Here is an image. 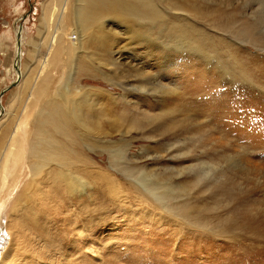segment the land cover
<instances>
[{"label": "rangeland", "instance_id": "obj_1", "mask_svg": "<svg viewBox=\"0 0 264 264\" xmlns=\"http://www.w3.org/2000/svg\"><path fill=\"white\" fill-rule=\"evenodd\" d=\"M234 2L229 14L236 21L231 25L243 14ZM29 3L33 9L23 23L19 47L18 24ZM50 4L51 0H0V91L15 83L0 103V131L15 125L37 73L41 72L39 81L42 74L49 78L47 97L68 80L69 71L63 65L67 56L61 53L58 64L53 63L50 58L57 46L48 52V45L53 35L66 43L65 33L73 30L70 25L59 26L61 22L55 19L46 21ZM122 25L112 27L114 40L125 39ZM231 25L230 32L211 29L206 23L204 27L208 35L213 33L212 42L231 47L234 55L229 60L235 56L234 61L242 66L235 78L222 80L194 54L159 45L124 48L125 42H120V54L113 55L114 59L120 56L116 73L104 70L115 83L102 76L89 79L83 72L71 73L74 93L91 88L114 98L117 103L110 113L127 111L147 118L171 111L143 130L131 131L124 138L113 133L102 142L128 140L127 159L141 162L132 166L163 174L165 180L187 190L177 202L179 207H173L183 216L146 205L108 167L104 154L87 151L117 191H108L91 177L93 186L85 195L74 193L69 198L51 188V182L40 184L20 212H7L22 222L16 264H264V44L258 49L238 40V26ZM258 37L264 40V34ZM47 57L50 64L43 68ZM156 81L167 89L164 94L158 87L151 88L158 85ZM141 87L142 91H134ZM47 97H41L44 102L39 104L46 105ZM37 128L49 132L45 126ZM202 165L211 172L197 183L190 171ZM4 226L0 258L11 241Z\"/></svg>", "mask_w": 264, "mask_h": 264}, {"label": "bare ground", "instance_id": "obj_2", "mask_svg": "<svg viewBox=\"0 0 264 264\" xmlns=\"http://www.w3.org/2000/svg\"><path fill=\"white\" fill-rule=\"evenodd\" d=\"M231 1L51 0L52 7L47 12L49 14L46 21L55 19L59 24L61 22L59 26L70 25L73 33H65L66 43L60 42L57 35L50 37L48 52L52 51L54 45L57 49L53 57L49 58L58 64L61 53L66 55L67 61L65 60L63 65L68 68L69 75L56 94L47 97L45 92L48 91L46 86L49 84V78L43 77L42 74L39 81L41 72L37 73L39 77L35 76L30 82L26 103H23L15 125L10 123L11 127L7 125L0 131V229L6 225V231L11 236L9 246L0 258V264H16L17 253L21 250L22 235L19 232L22 222L19 218L16 220L7 216V212H20L21 205L32 198L38 188H41L38 187L40 184L51 182V188L57 190L59 195L69 198L74 193L85 195L87 189L93 186L88 180L91 177L100 185H106L108 191H117L113 180L103 173L99 163L89 159L87 151L96 150L98 154H104L108 167L127 181L136 197L146 205L158 207L173 216H183L179 215L178 209H175V212L173 207H179L177 202L180 203L182 196L188 194L187 190L170 180H165L163 174L132 166H139L141 162L136 161L139 159H127L126 153L131 145L128 140L121 139L117 144L102 142L113 133H118L124 138L131 131L143 130L146 125L171 111H161L159 115L148 114L147 118H142L143 114L139 117L127 111L110 113L109 110H114L112 107L117 103L114 98L104 96L106 93L102 95L100 90L91 88L83 91L84 93H74L76 91L71 88V73L83 72L89 79L102 76L106 82L115 83L105 71L116 73V62L120 56L114 59L113 55L120 54V42H125L124 48L159 45L183 51L188 55L194 54L203 67H213L222 80L235 78L236 71L242 66L236 62L238 60L234 61L235 56L229 60L231 47L212 42L213 33L210 31L211 35H208L204 27L206 23L211 29L218 27L223 32H230L232 28L229 25L236 21V18L230 17L229 14ZM233 1L239 4L243 11L240 21L233 24L238 26L235 29L236 37L255 48L263 49V37L259 38L258 35L264 34V0ZM118 23L124 24L121 28H124L122 34L125 39L121 41L114 40L111 33L114 24ZM49 58H43V68L49 63ZM156 84L158 85L151 88L158 87L164 94L167 89L159 87L160 82L156 81ZM142 88L144 87L134 88V91H142ZM45 96L46 105L39 104L41 97L45 99ZM43 126L47 127L49 132L37 128ZM182 159L185 160L186 157ZM90 164L94 165L92 169ZM200 167L202 168L190 171L192 179L197 183L211 172L204 165ZM23 178L27 180L21 183ZM38 178L42 179L37 180ZM19 187L20 190H16ZM8 219L11 220L8 221L10 223L7 222ZM12 229H16L15 232Z\"/></svg>", "mask_w": 264, "mask_h": 264}, {"label": "water", "instance_id": "obj_3", "mask_svg": "<svg viewBox=\"0 0 264 264\" xmlns=\"http://www.w3.org/2000/svg\"><path fill=\"white\" fill-rule=\"evenodd\" d=\"M29 2H30V0H29ZM32 9H33V4L32 3H29V10H28V12L25 13L24 15H22L21 18H20V21H19V24H18V33L16 34V38L18 40L17 44H18L19 47L21 46V44H20V37H21V31L23 29V23L31 15ZM14 85H15V83H11L6 88H4V89H2L0 91V101H1V99L3 97V95L6 92H8L9 90H11L14 87Z\"/></svg>", "mask_w": 264, "mask_h": 264}]
</instances>
